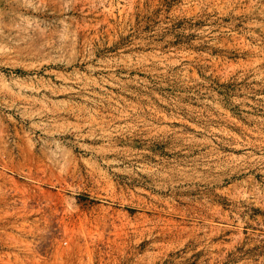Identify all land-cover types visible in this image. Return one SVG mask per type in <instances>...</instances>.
<instances>
[{
  "label": "rangeland",
  "instance_id": "obj_1",
  "mask_svg": "<svg viewBox=\"0 0 264 264\" xmlns=\"http://www.w3.org/2000/svg\"><path fill=\"white\" fill-rule=\"evenodd\" d=\"M0 264H264V0H0Z\"/></svg>",
  "mask_w": 264,
  "mask_h": 264
},
{
  "label": "bare ground",
  "instance_id": "obj_2",
  "mask_svg": "<svg viewBox=\"0 0 264 264\" xmlns=\"http://www.w3.org/2000/svg\"><path fill=\"white\" fill-rule=\"evenodd\" d=\"M56 81H59V79L58 78H56ZM64 81V80H63ZM50 83H52V80H50ZM65 83H66V81H65ZM65 85V84H64ZM62 86V85H61ZM36 90V89H35Z\"/></svg>",
  "mask_w": 264,
  "mask_h": 264
}]
</instances>
